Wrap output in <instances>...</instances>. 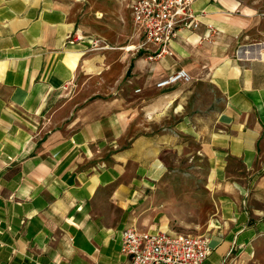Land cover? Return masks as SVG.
I'll return each mask as SVG.
<instances>
[{
	"label": "crops",
	"instance_id": "1",
	"mask_svg": "<svg viewBox=\"0 0 264 264\" xmlns=\"http://www.w3.org/2000/svg\"><path fill=\"white\" fill-rule=\"evenodd\" d=\"M70 2L0 0V264H129L128 227L206 234L203 264H264V19L194 0L200 25L149 58L135 25L110 45ZM95 38L123 51L87 52ZM178 68L190 82L155 85Z\"/></svg>",
	"mask_w": 264,
	"mask_h": 264
},
{
	"label": "built area",
	"instance_id": "2",
	"mask_svg": "<svg viewBox=\"0 0 264 264\" xmlns=\"http://www.w3.org/2000/svg\"><path fill=\"white\" fill-rule=\"evenodd\" d=\"M193 1L131 0L132 20L143 36L138 48L145 49L149 58L167 54L174 37L182 30L197 28L201 23L202 12L193 8ZM207 27L212 29L211 24H207ZM75 39L68 37L69 42ZM89 46L99 49L108 45L95 38ZM191 79L187 70L178 68L160 78L155 85L165 87L178 81L188 83ZM138 90L140 88L135 89ZM120 252L129 258V264H203L211 248L210 238L206 234L140 231L128 227L121 233Z\"/></svg>",
	"mask_w": 264,
	"mask_h": 264
},
{
	"label": "rangeland",
	"instance_id": "3",
	"mask_svg": "<svg viewBox=\"0 0 264 264\" xmlns=\"http://www.w3.org/2000/svg\"><path fill=\"white\" fill-rule=\"evenodd\" d=\"M240 1L243 5L253 9L255 14L260 18L264 19V0ZM69 2L77 24L80 25L85 33L98 35L103 42L116 47L133 41L135 26L130 13L131 0H69ZM103 42L101 43L103 44ZM109 49L116 53L123 51L122 48ZM109 49H91L88 45L86 50H88L87 52L102 51L101 56L106 59ZM81 54L75 56V64ZM114 71L117 73L118 66H113L112 73ZM193 86L195 87V84ZM196 87L201 92L199 96H204L213 102L219 98V95L210 82L196 84ZM202 163L200 161L196 162L195 159L189 162L188 166L192 168V175L194 174V164L198 166V168H195L196 171L203 172L205 170V165ZM196 180L203 182L205 178L202 177Z\"/></svg>",
	"mask_w": 264,
	"mask_h": 264
}]
</instances>
